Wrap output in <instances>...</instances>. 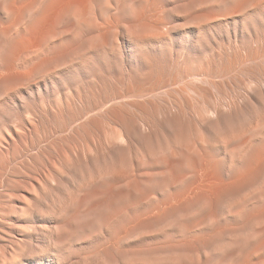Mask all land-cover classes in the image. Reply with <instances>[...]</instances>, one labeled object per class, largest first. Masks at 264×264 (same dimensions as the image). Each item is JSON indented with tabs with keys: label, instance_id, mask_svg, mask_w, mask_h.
<instances>
[{
	"label": "rangeland",
	"instance_id": "obj_1",
	"mask_svg": "<svg viewBox=\"0 0 264 264\" xmlns=\"http://www.w3.org/2000/svg\"><path fill=\"white\" fill-rule=\"evenodd\" d=\"M0 264H264V0H0Z\"/></svg>",
	"mask_w": 264,
	"mask_h": 264
}]
</instances>
